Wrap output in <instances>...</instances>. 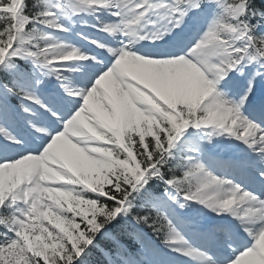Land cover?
I'll return each instance as SVG.
<instances>
[{
	"label": "snow or ice",
	"instance_id": "1",
	"mask_svg": "<svg viewBox=\"0 0 264 264\" xmlns=\"http://www.w3.org/2000/svg\"><path fill=\"white\" fill-rule=\"evenodd\" d=\"M0 264H264V0H0Z\"/></svg>",
	"mask_w": 264,
	"mask_h": 264
}]
</instances>
